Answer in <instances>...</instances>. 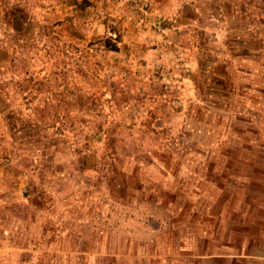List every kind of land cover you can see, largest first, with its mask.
<instances>
[{
	"label": "rangeland",
	"instance_id": "1",
	"mask_svg": "<svg viewBox=\"0 0 264 264\" xmlns=\"http://www.w3.org/2000/svg\"><path fill=\"white\" fill-rule=\"evenodd\" d=\"M0 264H264V0H0Z\"/></svg>",
	"mask_w": 264,
	"mask_h": 264
}]
</instances>
